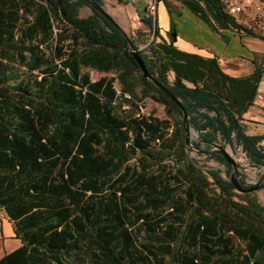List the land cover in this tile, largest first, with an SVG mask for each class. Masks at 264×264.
<instances>
[{
  "label": "trees",
  "instance_id": "16d2710c",
  "mask_svg": "<svg viewBox=\"0 0 264 264\" xmlns=\"http://www.w3.org/2000/svg\"><path fill=\"white\" fill-rule=\"evenodd\" d=\"M204 1L219 26L264 43V9L237 21ZM85 5L0 0V213L21 242L0 264H264V206L236 191L222 157L210 153L226 178L190 156L220 139L264 167V134H247L218 94L169 82L150 43L139 53L148 73L199 132L187 142L181 112L142 77L123 35L94 11L79 16ZM142 23L162 39L154 18ZM262 77L257 67L248 106ZM132 99L162 105L167 122Z\"/></svg>",
  "mask_w": 264,
  "mask_h": 264
},
{
  "label": "crops",
  "instance_id": "0c3cea01",
  "mask_svg": "<svg viewBox=\"0 0 264 264\" xmlns=\"http://www.w3.org/2000/svg\"><path fill=\"white\" fill-rule=\"evenodd\" d=\"M103 1L107 12L129 38L138 30L147 31L142 19L151 16L147 6L155 1L151 17L162 39L156 38L154 47L162 55L159 69L169 82L178 79L189 88L197 86L218 94L236 115L242 116L247 134H264V130H258V127L264 128V115L260 111L264 107V97H260L264 94V43L261 40L219 26L204 0ZM259 1L250 0V3L254 6ZM171 28L175 31L174 39L169 38ZM257 67L262 69L263 77L254 96L258 99L255 111L248 103ZM20 246L13 222L0 213V259Z\"/></svg>",
  "mask_w": 264,
  "mask_h": 264
},
{
  "label": "rangeland",
  "instance_id": "374dc122",
  "mask_svg": "<svg viewBox=\"0 0 264 264\" xmlns=\"http://www.w3.org/2000/svg\"><path fill=\"white\" fill-rule=\"evenodd\" d=\"M91 14H92V10L87 5H85L81 9L79 16L81 18H84V17H87ZM245 14L249 15V12L248 13L245 12ZM245 14L240 15L238 17V20H242L243 18H245L246 17ZM243 21L247 22V24H250V21H252V20L250 19V21H247V20H243ZM57 28H58L57 24H54V30L55 31L57 30ZM138 32H140V35ZM144 34H146V35H144ZM131 38H133L135 40V43H136L139 51H146V48L150 43H152V46H155V44H157L156 40H154V37L149 32H145L143 30H141V31L138 30L137 32H135V36L134 37L131 36ZM88 72H89L91 81H96L99 78H101L102 76H104V75H101V74L93 72V71H88ZM111 75L112 74H109V76H111ZM114 87H115V90L117 91V94H119L120 93V87H119L117 82L114 83ZM256 91H257V85H256L255 94H256ZM263 93H264V91H263ZM135 94L137 95V98H139V95H140L139 88L135 89ZM260 97H264V94L260 95ZM132 101L134 103L138 104L141 114H143V115L151 114V115H154L156 118L162 120L163 122H165V123L167 122V120L165 119L166 115H165L164 107L162 105L154 103L150 99H144L140 102H138L136 99H132ZM257 103H258L257 98L253 99V101L251 103V107L255 111L257 110L256 109ZM260 111L262 112V115H264V107L260 108ZM249 126H251V125H249ZM261 129H262V131L264 130V128L258 127V130H261ZM202 132L205 133V132H207V130H203ZM199 139H200L199 132L197 130H195L193 127H191L189 129V141L192 143H195V142L199 141ZM218 142H219V144H216L217 146L223 145V143L220 141V139L218 140ZM262 145L264 146V143H262ZM224 149L232 157V159L235 161V164H236V170H235L236 175L235 176L238 177V179H240L241 181H244L249 186L257 185L260 182V180L264 174V167L253 165L245 157V155L241 152V149L237 146H234L231 148L230 146L225 145ZM211 152H213V149L212 148L209 149L205 146L201 147L200 152H197L196 150L191 148L190 156L202 168L220 170L223 174V177L226 178L225 172L227 170V167L225 165L221 164L220 162L216 161L215 159H213L210 156ZM254 195H255L257 201L261 205L264 206V192L257 190L254 192Z\"/></svg>",
  "mask_w": 264,
  "mask_h": 264
},
{
  "label": "water",
  "instance_id": "95a60500",
  "mask_svg": "<svg viewBox=\"0 0 264 264\" xmlns=\"http://www.w3.org/2000/svg\"><path fill=\"white\" fill-rule=\"evenodd\" d=\"M86 5L94 12L98 13L101 17H103L112 27H114L121 35H123V38L126 42V47L128 52L130 53L132 59L137 64L139 71L142 75V77L150 82L154 87H156L161 93H163L166 98L176 106V108L181 112L183 125L185 129V138L186 141H189V128L187 126V114L181 103L178 99H176L163 85H161L159 82H157L147 71L143 60L140 57V51L136 49L133 44L127 39L126 33L123 31L121 26L118 24V22L114 19V17L107 12L105 8H102L101 6H98L96 3H94L91 0H84ZM190 146V145H189ZM213 149L212 154L218 155L222 157L225 162L231 167V171L229 174V180L233 184V186L236 188V191L239 193H251L255 192L259 189L261 182L264 181V178L255 186H251L247 189H242L239 187L236 179V164L235 161L232 159V157L226 152V150L220 146L217 145H211L210 146Z\"/></svg>",
  "mask_w": 264,
  "mask_h": 264
},
{
  "label": "built area",
  "instance_id": "2783aa9c",
  "mask_svg": "<svg viewBox=\"0 0 264 264\" xmlns=\"http://www.w3.org/2000/svg\"><path fill=\"white\" fill-rule=\"evenodd\" d=\"M221 4L224 7V11L227 15L230 17L238 20V17L242 14H245V12H249V15H257L264 9V0H260L257 5H252L250 3V0H220ZM147 12L149 15H153L155 12V1L149 2L147 6ZM249 29L250 26H247Z\"/></svg>",
  "mask_w": 264,
  "mask_h": 264
}]
</instances>
